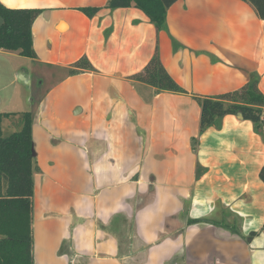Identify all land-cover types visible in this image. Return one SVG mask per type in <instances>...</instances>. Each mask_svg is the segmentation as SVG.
I'll use <instances>...</instances> for the list:
<instances>
[{
	"label": "crops",
	"instance_id": "0c3cea01",
	"mask_svg": "<svg viewBox=\"0 0 264 264\" xmlns=\"http://www.w3.org/2000/svg\"><path fill=\"white\" fill-rule=\"evenodd\" d=\"M107 2L0 0L41 11L33 61L44 72L13 69V81L41 89L57 74L48 92L63 95V84L83 82L63 102L40 96L31 112L33 264H264V140L238 116L199 136L193 98L240 89L253 73L264 95V20L242 0H179L157 32L137 8ZM81 8L100 10L88 18ZM155 50L187 94L130 79ZM81 57L93 71L69 76ZM59 149L84 156L88 175L58 178Z\"/></svg>",
	"mask_w": 264,
	"mask_h": 264
},
{
	"label": "trees",
	"instance_id": "16d2710c",
	"mask_svg": "<svg viewBox=\"0 0 264 264\" xmlns=\"http://www.w3.org/2000/svg\"><path fill=\"white\" fill-rule=\"evenodd\" d=\"M177 1L179 0H108L105 8L114 11L135 7L159 32L165 30L166 13ZM242 1L252 8L259 20H264V0ZM99 10L80 9L88 18H92ZM40 13L36 9H10L0 3V51L36 59L32 26ZM154 53L147 65L130 79L155 89L156 93L187 94L164 69L157 50ZM81 71H93L86 57L73 63L67 73L72 76ZM258 83L259 76L253 73L244 87L224 95H194L200 108L198 135L201 136L226 116H239L242 121L251 122L264 140V95L260 92ZM10 118L20 130L3 138L1 124ZM32 120L31 112L10 115L0 113V264H33L31 198L34 188L33 173L37 171V165L34 164L33 157ZM258 176L264 184V166ZM196 222L193 220L189 224ZM255 235V232L250 233L247 241Z\"/></svg>",
	"mask_w": 264,
	"mask_h": 264
},
{
	"label": "rangeland",
	"instance_id": "374dc122",
	"mask_svg": "<svg viewBox=\"0 0 264 264\" xmlns=\"http://www.w3.org/2000/svg\"><path fill=\"white\" fill-rule=\"evenodd\" d=\"M2 24V21L0 20V25ZM15 53L11 52H0V113L2 114H22V113H28V112H33L38 111L39 109V102L38 98L41 99L43 96H47L48 99L47 101L49 102H55V101H60L63 102L64 99H66L67 94L72 91L74 92V89H78L83 85V82L80 79H75L72 80L66 84H63L62 88L64 89L65 87H68V93L67 94H62V91H51L50 93L48 92L50 89L54 88L56 85H52V82L55 79H63L58 77L57 74H55L56 78L52 80H48V78H44V84L42 85L41 89L39 86H37V83L39 81L36 80L33 82L31 85V88L28 87H23L22 85H19V83L15 82L16 80L13 81L15 78L14 73L12 72L13 69H19V70H28L30 72H36V73H42L44 72L43 69H39L37 66L38 64L33 61L34 59L31 58H24L19 55H13ZM68 76V75H66ZM62 77H65L63 75ZM18 80V78H17ZM19 80H21L19 78ZM40 82V81H39ZM146 89V88H145ZM148 90V89H147ZM49 93V94H48ZM81 93V91H80ZM48 94V95H47ZM147 96L150 95V93H146ZM41 96V97H40ZM42 97V98H43ZM60 105V108L63 109L61 103L57 102ZM5 112V113H4ZM74 114V113H73ZM11 119V118H10ZM12 120H4L1 124V129H2V134L1 137L5 138L11 135V133L15 131H19V127L16 125H13ZM70 130L69 127H66L65 129H59L56 128L53 132L55 133H62L65 134ZM62 137V136H59ZM64 140H59V143H62ZM77 141L79 145V139H73V142L75 143ZM58 143V144H59ZM54 146V145H53ZM55 147V146H54ZM59 148V147H58ZM60 150V149H59ZM65 151H59V153L54 157V160L56 164L58 165V178L64 179L66 177L69 178V176L72 174L73 169L75 172V175L78 173L79 175L82 176H87L88 175V168H89V163H86L84 160V156H77V151L74 150L75 155H72L69 157H64L65 156ZM198 170V168H197ZM85 188H90L93 190H97L99 187L96 185H91V186H86ZM104 188V187H102ZM102 188H99L98 191H101ZM77 223V222H76ZM74 225H70L71 227H74ZM83 227L88 226V222L82 223ZM70 237V236H68Z\"/></svg>",
	"mask_w": 264,
	"mask_h": 264
},
{
	"label": "water",
	"instance_id": "95a60500",
	"mask_svg": "<svg viewBox=\"0 0 264 264\" xmlns=\"http://www.w3.org/2000/svg\"><path fill=\"white\" fill-rule=\"evenodd\" d=\"M239 117V116H238ZM240 118V117H239Z\"/></svg>",
	"mask_w": 264,
	"mask_h": 264
}]
</instances>
